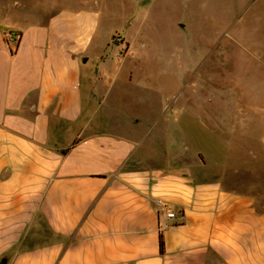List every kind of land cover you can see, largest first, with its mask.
<instances>
[{
	"label": "crops",
	"instance_id": "crops-1",
	"mask_svg": "<svg viewBox=\"0 0 264 264\" xmlns=\"http://www.w3.org/2000/svg\"><path fill=\"white\" fill-rule=\"evenodd\" d=\"M21 4H0V260L264 264V195L187 167H129L134 139L88 129L87 106L104 102L82 78L97 9L37 0L26 19Z\"/></svg>",
	"mask_w": 264,
	"mask_h": 264
},
{
	"label": "rangeland",
	"instance_id": "rangeland-1",
	"mask_svg": "<svg viewBox=\"0 0 264 264\" xmlns=\"http://www.w3.org/2000/svg\"><path fill=\"white\" fill-rule=\"evenodd\" d=\"M17 1L36 18L37 0ZM144 1L86 0L99 19L82 78L104 100L87 106L88 129L134 139L129 167H187L264 195V3Z\"/></svg>",
	"mask_w": 264,
	"mask_h": 264
},
{
	"label": "trees",
	"instance_id": "trees-1",
	"mask_svg": "<svg viewBox=\"0 0 264 264\" xmlns=\"http://www.w3.org/2000/svg\"><path fill=\"white\" fill-rule=\"evenodd\" d=\"M158 248H159V253L160 254H163L164 251H165V248H164L163 234H162L161 231H159V234H158Z\"/></svg>",
	"mask_w": 264,
	"mask_h": 264
},
{
	"label": "water",
	"instance_id": "water-1",
	"mask_svg": "<svg viewBox=\"0 0 264 264\" xmlns=\"http://www.w3.org/2000/svg\"><path fill=\"white\" fill-rule=\"evenodd\" d=\"M6 261H7V258H2V259L0 260V264H6Z\"/></svg>",
	"mask_w": 264,
	"mask_h": 264
},
{
	"label": "built area",
	"instance_id": "built-area-1",
	"mask_svg": "<svg viewBox=\"0 0 264 264\" xmlns=\"http://www.w3.org/2000/svg\"><path fill=\"white\" fill-rule=\"evenodd\" d=\"M158 203H160V201L158 200Z\"/></svg>",
	"mask_w": 264,
	"mask_h": 264
}]
</instances>
